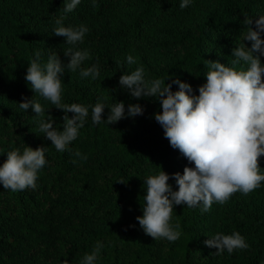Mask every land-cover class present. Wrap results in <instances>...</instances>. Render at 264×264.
<instances>
[{
  "label": "trees",
  "instance_id": "trees-1",
  "mask_svg": "<svg viewBox=\"0 0 264 264\" xmlns=\"http://www.w3.org/2000/svg\"><path fill=\"white\" fill-rule=\"evenodd\" d=\"M80 0L64 13L63 0H0V165L6 153L25 145L46 147L47 164L38 172L36 188L12 192L0 186V264H82L97 242L95 264H264V182L253 192H236L223 205L176 206L171 223L180 225L175 242L146 236L135 217L142 215L144 180L159 166L169 175L183 174L187 160L170 147L154 120L160 105L154 98L136 99L118 83L122 74L143 66L145 79H179L193 88L205 83V61L230 66L232 48L243 41L245 16L264 15V0ZM84 24L88 32L77 50H88L81 67L97 64L100 75L82 78L79 69L65 68L61 103L86 107L104 103L102 120L115 102L125 104V118L114 124H93L91 107L84 126L69 147L57 152L38 131L39 117L24 112L22 98L41 103L45 119L53 117L62 131L64 113L33 93L24 77L28 64L41 52L45 64L52 53L63 63L69 45L56 37L55 21ZM264 40V33H261ZM136 63L129 65L127 56ZM264 65V56L260 57ZM178 86L172 84V91ZM129 104H139L143 115L127 117ZM69 118L72 113L67 114ZM79 151L84 160L76 157ZM75 161V163H73ZM259 166L264 169V157ZM124 182V183H118ZM177 190L174 180H169ZM238 232L247 249L226 250L219 256L204 241L216 233Z\"/></svg>",
  "mask_w": 264,
  "mask_h": 264
},
{
  "label": "clouds",
  "instance_id": "clouds-1",
  "mask_svg": "<svg viewBox=\"0 0 264 264\" xmlns=\"http://www.w3.org/2000/svg\"><path fill=\"white\" fill-rule=\"evenodd\" d=\"M64 13L72 12L80 0H63ZM191 0H181L179 7H188ZM95 6V0H93ZM65 17L55 21L53 34L63 37L69 45L64 50L68 62L63 63L57 54L48 56L47 62L41 64V52L36 51L35 58L27 66L25 81L33 93L49 101L64 115L62 131L54 127L55 121L48 115L40 102L22 98L20 109L27 112L31 108L38 120V131L51 141L57 152L72 151L69 145L79 135L91 107L93 124L105 122L108 125L125 118V104L115 102L109 109L106 120H102L105 105L97 101L89 107L79 103H61L62 77L65 68L70 72L79 69L82 78L95 80L100 75L97 64L83 68L84 61L90 59L88 50H77L75 45L83 43L88 28L63 25ZM243 24L246 32L244 43L232 48L230 66L218 61H205L208 71L205 83L198 86V95L193 93L190 84L179 79L166 84L163 79H145L143 66L137 67L130 74L119 77V85L126 89L133 98H154L158 100L160 111L153 114L154 120L163 130V137L170 147L178 150L192 167L185 166L183 174L177 172L169 175L160 168L154 175L144 180L146 191L143 195L142 215L135 217L143 233L153 240L166 239L175 242L181 236L180 225H172L173 210L176 206L188 208L200 206L201 213L211 209L213 203L225 204L233 194L241 192L247 195L264 182V169L259 166L264 157V65L260 57L264 56V15L255 18L245 16ZM129 65L136 59L127 56ZM172 84L178 86L172 91ZM139 104H129L127 117L143 115ZM68 113H72L69 118ZM46 147L33 150L25 145L23 150L16 148L6 153V160L0 165V186L12 192L36 188L38 172L47 164ZM76 157L86 160L79 151ZM75 163V161H73ZM174 180L177 190H173L169 180ZM124 183V182H118ZM204 244L215 248V255L225 250L232 254L234 250L247 249L249 245L238 232L230 235L216 233ZM103 245L97 242L91 254L85 253L82 264H95ZM63 264H68L64 261Z\"/></svg>",
  "mask_w": 264,
  "mask_h": 264
}]
</instances>
